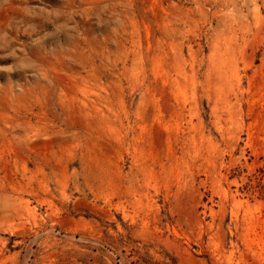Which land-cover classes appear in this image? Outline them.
I'll use <instances>...</instances> for the list:
<instances>
[{"label": "rangeland", "instance_id": "1", "mask_svg": "<svg viewBox=\"0 0 264 264\" xmlns=\"http://www.w3.org/2000/svg\"><path fill=\"white\" fill-rule=\"evenodd\" d=\"M0 264H264V0H0Z\"/></svg>", "mask_w": 264, "mask_h": 264}]
</instances>
